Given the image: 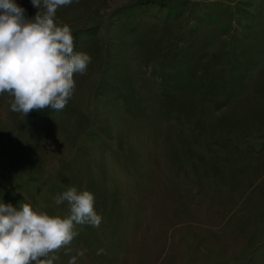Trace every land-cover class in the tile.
Masks as SVG:
<instances>
[{"label": "rangeland", "instance_id": "1", "mask_svg": "<svg viewBox=\"0 0 264 264\" xmlns=\"http://www.w3.org/2000/svg\"><path fill=\"white\" fill-rule=\"evenodd\" d=\"M56 19L91 63L63 110L0 94V203L66 217L57 195H94L100 226L54 264H264V0H80Z\"/></svg>", "mask_w": 264, "mask_h": 264}, {"label": "clouds", "instance_id": "2", "mask_svg": "<svg viewBox=\"0 0 264 264\" xmlns=\"http://www.w3.org/2000/svg\"><path fill=\"white\" fill-rule=\"evenodd\" d=\"M73 2L80 0H31L38 11L28 20L15 0H0V94L13 97L12 112L63 110L74 74H86L91 56L74 51L70 26L56 19L57 9ZM65 202L66 217L35 211L28 203H0V264H54L55 253L79 235L77 225L100 226L92 193L70 187L55 197L57 206ZM76 260L73 256L69 264Z\"/></svg>", "mask_w": 264, "mask_h": 264}]
</instances>
